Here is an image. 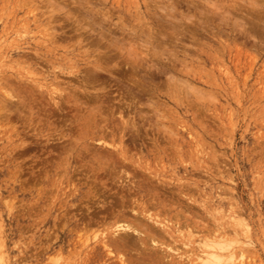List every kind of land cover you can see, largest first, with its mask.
Wrapping results in <instances>:
<instances>
[{
  "label": "rangeland",
  "instance_id": "obj_1",
  "mask_svg": "<svg viewBox=\"0 0 264 264\" xmlns=\"http://www.w3.org/2000/svg\"><path fill=\"white\" fill-rule=\"evenodd\" d=\"M46 1L0 0V264H188L186 257L195 256L191 250L200 253L202 243L210 248L219 241L243 252L234 264H264V10L255 5L263 7L264 1ZM211 1L215 9L220 5L224 11L215 10L208 4ZM85 6L92 11L86 13ZM77 10L92 15L81 14L85 20L78 23L82 11ZM210 12L226 17L220 22ZM254 21L259 25L254 26ZM83 23L100 32L84 28ZM103 28H109L106 36ZM115 32L121 41L128 38L129 42H113L112 33L118 37ZM146 32L148 36L143 35ZM139 35L144 36L141 41ZM152 40L162 43L164 47H156L164 50L157 51ZM138 54L146 57L140 60ZM94 84L99 87H91ZM146 86L147 90L138 92ZM86 94L90 99H85ZM151 99L155 102L150 103ZM6 103L11 107H5ZM54 104L59 110H54ZM145 215H153L162 225ZM124 222L140 229H116L115 224ZM115 229L120 238L114 235ZM130 231L135 235L138 231L137 236L145 232V236L135 237ZM123 234L129 235L130 242Z\"/></svg>",
  "mask_w": 264,
  "mask_h": 264
},
{
  "label": "bare ground",
  "instance_id": "obj_2",
  "mask_svg": "<svg viewBox=\"0 0 264 264\" xmlns=\"http://www.w3.org/2000/svg\"><path fill=\"white\" fill-rule=\"evenodd\" d=\"M47 1H48V0H47ZM47 1H46L45 3H47ZM49 1L51 2V0H49ZM53 1H54V0H53ZM76 1H77V0H76ZM201 1H202V0H201ZM244 1H245V0H244ZM244 1H243V2H244ZM248 1H250V0H248ZM260 1H261V0H260ZM263 1H264V0H263ZM263 1H262V2H263ZM50 2H49V3H50ZM55 2H56V1H55ZM71 2H74V1H71ZM82 2H83V0H82ZM87 2H88V1H87ZM171 2H172V0H171ZM175 2H176V1H175ZM203 2H204V1H203ZM252 2H253V1H251V4H252L251 7L254 8V6H253L254 4H253ZM45 3H44V4H45ZM89 3H90V2H89ZM89 3H88V4H89ZM91 3H94V2H91ZM176 3H177V2H176ZM204 3H205V2H204ZM245 3H246V5L248 6V4H247L248 2H244V4H245ZM50 4H52V3H50ZM77 4H78V3H77ZM82 4H83V3H82ZM88 4L86 3V5H88ZM208 4H212L211 6H214V9H215V4L213 5L212 1H211V3H208ZM208 4H207V5H208ZM244 4H243V5H244ZM249 4H250V3H249ZM263 4H264V3H263ZM52 5H54V4H52ZM52 5H51V6H52ZM75 5H76V3H75ZM75 5H74V6H75ZM84 5H85V4H84ZM95 5H96V3H95ZM193 5H194V4H193ZM205 5H206V4H205ZM216 5H219V4L217 3ZM255 5H256V8L259 7V10H261L260 8H262L261 11L263 12V10H264V9H263L264 6H263V7L258 6V5H261V3L255 4ZM64 6H66V5H64ZM67 6H68V5H67ZM67 6H66V7H67ZM167 6H168V5H167ZM170 6H171V4H170ZM175 6H176V5H175ZM196 6H197V4H196ZM219 6H220V5H219ZM219 6H218V7H219ZM66 7H64V8H66ZM75 7H76V6H75ZM75 7H73L74 9H73V13H72V14H74V15H75L74 12L76 11V10H75ZM77 7H80V6H77ZM82 7H83V6H82ZM86 7H87V6H85V8H86ZM91 7H92V5H91ZM158 7H159V6H158ZM161 7H162V6H161ZM193 7H194V6H193ZM218 7H217V9H220V8H221V10H222V7H220V8H218ZM249 7H250V6H249ZM251 7H250V9H248V8H246V9L251 10ZM53 8H54V6H53ZM61 8H62V7H61ZM93 8H95V7H93ZM168 8H169V6H168ZM171 8L173 9L172 6H171ZM196 8H197V7H196ZM256 8H255V9H256ZM59 9H60V8H59ZM59 9H58V10H59ZM70 9H71V8H70ZM77 9H78V8H77ZM82 9H83V8H82ZM90 9H92V8H90ZM90 9L87 7V10H88V11H86V10H84V11H86V13H88L89 11H92V10H90ZM172 9H171V10H172ZM174 9H175V8H174ZM198 9H199V8H198ZM198 9H197V10H198ZM214 9H213V10H214ZM217 9H215V10H217ZM238 9H239V8H238ZM238 9H237V11H238ZM244 9H245V8H244ZM244 9H243V12H246V11H244ZM246 9H245V10H246ZM58 10H57V11H58ZM94 10L96 11L97 9H94ZM158 10H161V9H158ZM188 10H189V9H188ZM221 10H220V11H221ZM235 10H236V8H235ZM69 11H70V10H69ZM77 11H79V12L82 11V13H80V15L84 13L83 10H81V11H80V10H77ZM161 11H162V10H161ZM198 11H201V10H198ZM209 11H210V10H209ZM209 11H208V12H209ZM223 11H224V9L222 10V12H223ZM226 11H227V10H226ZM226 11H225V12H226ZM251 11H253V13H254L255 10L252 9ZM62 12H63V11H62ZM97 12H98V10H97ZM182 12H183V11H182ZM247 12H250V11H247ZM247 12H246V13H247ZM255 12H256V11H255ZM77 13H78V12H77ZM91 13H92V12H91ZM93 13H94V12H93ZM226 13H227V12H226ZM237 13H238V12H237ZM253 13H250V14H253ZM260 13H261V12H260ZM260 13H259V14H260ZM52 14H53V13H52ZM66 14H67V12H66ZM78 14H79V13H78ZM179 14H180V11H179ZM182 14H183V13H182ZM189 14H190V13H189ZM202 14H206V13H202ZM210 14L212 15V12H210ZM242 14H243V13H242ZM244 14H245V13H244ZM255 14H256V13H255ZM255 14H254V16H255ZM257 14H258V12H257ZM257 14H256V16H257ZM259 14H258V15H259ZM63 15H64V14H63ZM63 15H62V16H63ZM67 15H68V14H67ZM83 15H84V14H83ZM87 15H88V14H87ZM87 15H84V17H85V16H86V17H89V16L92 15V14H90V15H88V16H87ZM171 15H172V14H171ZM180 15H181V14H180ZM227 15H229V14H227ZM235 15H237V14L235 13ZM235 15H234V16H235ZM240 15H241V13H240ZM245 15H246V14H245ZM248 15H249V13H248ZM261 15H262V14H261ZM78 16H79V15H78ZM94 16H95V15H93L92 18H93ZM96 16H97V14H96ZM96 16H95V17H96ZM181 16H182V15H181ZM181 16H180V17H181ZM184 16H185V15H184ZM212 16H214V13H213ZM212 16H209V17L211 18ZM215 16L217 17L218 14L215 15ZM215 16H214L213 18H216ZM223 16H224V19H225L226 15H222L221 17H219V18L217 17V18L220 19V18H222ZM243 16H244V15H243ZM249 16H250V15H249ZM249 16H247V19H248ZM252 16H253V15H252ZM254 16H253V17H254ZM256 16H255V17H256ZM51 17H52V16H51ZM67 17H69V15H68ZM70 17H71V16H70ZM72 17H73V16H72ZM72 17H71V19H72ZM79 17H80V16H79ZM81 17H83V16L81 15ZM81 17L78 18V23H80L79 20H81V19H82L81 21H83L84 17H83V18H81ZM95 17H94V18H95ZM171 17H172V16H171ZM180 17H179V18H180ZM241 17H242V16H241ZM241 17H240V19H241ZM244 17H246V16H244ZM244 17H242V18L244 19ZM253 17H252V18H253ZM255 17H254V19H255ZM261 17H262V16H261ZM52 18H53V17H52ZM55 18H56V17H55ZM57 18H58V17H57ZM75 18H76V16H75ZM75 18L73 19L74 21L76 20ZM173 18H176V17H173ZM173 18H172V20H173ZM186 18H187L188 20H190V19H189L190 17H186ZM238 18H239V16H238ZM258 18H259V16H258ZM86 19H87V18H86ZM96 19H97V18H96ZM104 19H105V18H104ZM182 19H183V18H182ZM230 19H231V18H230ZM259 19H260V18H259ZM56 20H57V19H56ZM84 20H85V19H84ZM102 20H103V19H102ZM185 20H186V19H185ZM220 20H221V21H220ZM220 20H218V21L222 22V19H220ZM227 20H228V19H227ZM237 20H239V19H237ZM255 20H257V19H255ZM118 21H119V20H118ZM174 21H175V20H174ZM202 21H203V20H202ZM204 21H206V20H204ZM213 21H214V19H213ZM240 21H241V20H240ZM244 21H246V18L244 19ZM36 22H37V21H36ZM53 22H54V21H53ZM76 22H77V20H76ZM84 22H85V21H84ZM220 22H218V23H220ZM236 22H237V21H236ZM241 22H243V21H241ZM246 22H248V21H246ZM254 22H255V21H254ZM42 23H43V22H42ZM44 23H46V22H44ZM85 23H87V22H85ZM85 23H83V24H84V26H83L84 28H86V27H89V28L92 27V26H87V25H89V23H87V25H86ZM120 23H121V20H120ZM174 23H176V21H175ZM177 23H178V22H177ZM201 23H202V22H201ZM204 23H206V22H204ZM211 23H212V22H211ZM213 23H214V22H213ZM224 23H225V22H224ZM229 23H230V22H229ZM248 23H249V22H248ZM256 23H258V22H255V24H254V23H252V24L255 26ZM91 24H92V23H91ZM94 24H97V25H96L97 27L100 26L99 23H94ZM125 24H126V23H125ZM207 24H208V20H207ZM226 24H228V23H226ZM231 24H232V23H231ZM238 24H239V22H237V25H238ZM250 24H251V22H250ZM250 24H249V25H250ZM98 25H99V26H98ZM115 25H116V22H115L114 26H115ZM170 25H174V26H176L175 24H172V23H171ZM235 25H236V24H235ZM258 25H259V23H258ZM37 26H38V25H37ZM41 26H43V25L41 24ZM77 26H78V25H77ZM85 26H86V27H85ZM103 26H104V25H103ZM103 26H102V27H103ZM129 26H130V25H129ZM50 27H51V26H50ZM50 27H49V28H50ZM93 27H94V26H93ZM93 27H92V28H93ZM100 27H101V26H100ZM102 27H101V29H102ZM119 27H120V26H119ZM121 27H122V26H121ZM121 27H120V28H121ZM131 27H132V26H131ZM134 27H135V26H133V28H134ZM137 27H138V26H137ZM151 27H152V26H151ZM172 27H173V26H172ZM172 27H170V28H172ZM245 27H246V26H245ZM259 27H260V26H259ZM47 28H48V27H47ZM47 28H46V30H48ZM55 28H56V26H55ZM55 28H54V30H55ZM79 28H81V27H79ZM92 28H90V29H92ZM105 28H107V27H105ZM109 28H111V27H109ZM109 28H108V29H109ZM112 28H113V27H112ZM112 28H111V29H112ZM114 28H115V27H114ZM116 28H117V27H116ZM123 28H125V26H124ZM123 28H122V30H123ZM128 28H129V27H128ZM133 28H131V29L129 28V29H130L131 31H134ZM146 28H147V27H146ZM148 28H149V27H148ZM255 28H256V27H255ZM261 28H262V27H261ZM44 29H45V28H44ZM44 29H43V30H44ZM52 29H53V28H52ZM52 29L50 28V30H52ZM56 29H57V28H56ZM76 29H77V28H76ZM81 29H83V28H81ZM90 29H87V30H90ZM103 29H104V28H103ZM108 29H104V30H105L104 35L106 34V30L108 31ZM129 29H128V30H129ZM135 29H136V28H135ZM50 30H49V31H50ZM78 30H79V29H78ZM94 30H97V31H98L99 28H98V29H97V28L95 29V27H94ZM112 30H113V29H112ZM118 30H119V28H118ZM118 30H114V31H118ZM130 30H129V31H130ZM144 30H145V29H144ZM144 30H143V32H144ZM146 30H147V29H146ZM247 30H248V29H247ZM251 30L253 31V28H251ZM256 30H257V29H256ZM261 30H263V28H262ZM97 31H95V32H97ZM109 31H111V30H109ZM119 31H120V30H119ZM138 31H139V30H138ZM140 31H141V29H140ZM147 31H148V30H147ZM152 31H153V30H152ZM156 31H157V30H156ZM172 31H173V30H172ZM249 31H250V30H249ZM249 31H248L247 33H249ZM252 31H251V33L254 32V31H253V32H252ZM45 32L47 33L48 31H45ZM89 32H90V31H89ZM98 32H100V31H98ZM98 32H97V34H98ZM101 32H102V30H101ZM103 32H104V31H103ZM112 32H113V31H112ZM124 32H125V31H124ZM126 32H127V31H126ZM136 32H137V31H136ZM136 32H135V34H136ZM141 32H142V31H141ZM141 32H139V33H137V34H142ZM157 32H158V31H157ZM157 32L154 33V34H157ZM159 32H160V31H159ZM175 32H176V34L178 33V32L175 30V28H174L173 33H175ZM49 33H50V32H49ZM110 33H111V32H110ZM110 33H108V36H109ZM115 33H116V32H115ZM127 33H128V32H127ZM127 33H126V36L128 35ZM129 33H132V32H129ZM144 33H145V32H144ZM251 33H250V34H251ZM99 34H100V33H99ZM116 34H117V33H116ZM146 34H147V35H146ZM146 34H143V35L148 36V32H146ZM152 34H153V33H152ZM152 34H150V35H152ZM43 35H44V34H43ZM43 35H42V36H43ZM53 35H54V34H53ZM100 35H101V34H100ZM100 35H99V36H100ZM102 35H103V34H102ZM106 35H107V34H106ZM106 35H105V36H106ZM112 35H113V37H114V38L112 37V38L114 39V40H112V41L114 42L115 39H117V40H116V43L118 44V41L120 40L121 37L118 36L119 34L116 35V36H118L117 38L114 36V35H115L114 33H112ZM121 35H122V33H121ZM150 35H149V36H150ZM251 35H253V37H254V34H251ZM251 35H250V36H251ZM255 35H256V34H255ZM45 36H47V35H45ZM45 36H44V37H45ZM78 36H79V35H78ZM78 36H77V37H78ZM99 36L96 35V37H99ZM105 36H102L103 38H101V37H100V38H101L102 40H104V37H105ZM108 36H107V37H108ZM122 36H123V35H122ZM130 36H131V35H130ZM132 36H133V35H132ZM139 36H140V35H139ZM156 36H157V35H156ZM166 36H169V35H166ZM170 36L174 37L172 34H170ZM170 36H169V37H170ZM54 37H55V36H54ZM110 37H111V36H110ZM110 37H109V38H110ZM134 37H135V36H134ZM141 37L144 38V36H140V37H139L140 40H138V41H141ZM152 37H153V35H152ZM175 37H176V35H175ZM45 38H46V37H45ZM47 38H50V37L47 36ZM47 38H46V39H47ZM105 38H106V37H105ZM118 38H119V39H118ZM125 38H126V37H125ZM129 38H131V37H129ZM166 38H167V37H166ZM82 39H84V36H83ZM95 39H97V38H95ZM122 39H124V38H122ZM127 39H128V38H127ZM127 39H124V40H127ZM136 39H137V38H136ZM150 39H151V37H150ZM153 39H154V37H153ZM155 39H156V38H155ZM158 39H159V40L161 39L160 41H162V38H161V37H159ZM37 40H38V39H37ZM37 40H36V41H37ZM108 40H109V39H108ZM110 40H111V39H110ZM124 40H123V41L120 40V41L122 42V44H125L126 41L124 42ZM131 40H133V39L131 38ZM166 40H167V39H166ZM49 41H50V40H49ZM49 41H48V42H49ZM75 41H76V40H75ZM112 41H110V43H111ZM127 41H128V40H127ZM134 41H135V40H134ZM142 41H145V40H142ZM147 41H149V39L146 38V42H147ZM153 41H154V40H152V41H150V42H153ZM155 41H157V40H155ZM155 41H154V42H155ZM168 41H171L170 38L168 39ZM50 42H51V41H50ZM76 42H77V41H76ZM98 42H99V39H98ZM102 42H103V41H102ZM113 42H112V43H113ZM121 42H120V43H121ZM128 42H129V41H128ZM131 42H133V41H131ZM172 42H173V38H172ZM172 42H171V43H172ZM175 42H176V41H174L173 44H175ZM42 43H43V42H42ZM95 43L98 44L96 41H95ZM112 43H111L110 45H112ZM120 43H119V46H120ZM134 43H135V42H134ZM138 43L140 44V42H138ZM138 43H137V44H138ZM141 43H142V42H141ZM143 43H144V42H143ZM147 43H149V42H147ZM160 43H161V42H160ZM169 43H170V42H169ZM96 44H95V45H96ZM106 44H107V42H106ZM108 44H109V43H108ZM117 44H116V45H117ZM137 44H135V46H133V47H137V46H136ZM139 44H138V45H139ZM145 44H146V43H144V45H145ZM155 44H156V42H155ZM157 44H158V42H157ZM157 44L155 45V47L158 46V45H160V46H158L159 48L164 47V46H162V43H161V44H158V45H157ZM173 44H172V45H173ZM38 45H39V44H38ZM52 45H53V44H52ZM110 45H109V46H110ZM116 45H114V47H115ZM126 45H127V43H126ZM128 45H129V44H128ZM140 45H141V44H140ZM142 45H143V44H142ZM166 45H167V44H166ZM53 46H54V45H53ZM55 46H56V45H55ZM90 46H91V45H90ZM117 46H118V45H117ZM117 46H116V47H117ZM147 46H148V44H147ZM152 46H154V44L151 45V49H152ZM63 47H65V46H63ZM123 47H124V46H123ZM143 47L146 48V45L143 46ZM148 47H149V46H148ZM158 47H156V48H158ZM165 47H166V46H165ZM56 48H57V47H56ZM60 48H61V47H60ZM120 48H122V45H121ZM126 48H127V47H126ZM140 48H141V47H140ZM149 48H150V47H149ZM149 48H148V50H149ZM159 48L156 49V50H157V51L160 50ZM65 49H66V48H64V50H65ZM109 49H110V48H109ZM111 49L113 50V52H115V51H114V48H111ZM111 49H110V50H111ZM116 49H117V48H115V50H116ZM151 49H150V50H151ZM153 49H154V50H153ZM153 49H152V51L156 52V51H155V48H153ZM137 50H139V46H138ZM142 50H143V48H142ZM146 50H147V49H145V50H143V51H146ZM162 50H164V48H162L160 51H162ZM96 51H97V50H96ZM117 51H118V53H119V49H118ZM140 51H141V49H140ZM143 51H142V53H143ZM152 51H151V52H152ZM109 52H110V51H109ZM109 52H108V53H109ZM113 52H112V54H114ZM129 52H130V51H129ZM133 52L136 53V51H134V49H133ZM137 52H138V51H137ZM148 52H150V51H148ZM154 52H152V53H153V54H156V53H154ZM99 53H100V52H99ZM140 53H141V52H140ZM109 54H110V53H109ZM109 54L106 53V55H109ZM112 54H111V55H112ZM119 54H120V53H119ZM145 54L147 55V57H146V56H145V57L148 58L149 53L147 54V52H145ZM150 54H151V53H150ZM185 54H186V53H185ZM84 55H85V54H84ZM96 55H97V54H96ZM96 55H95V56H96ZM104 55H105V54H104ZM104 55H102V56H104ZM106 55H105V57H106ZM120 55H121V54H120ZM123 55H124V54H123ZM134 55H136V54H134ZM157 55H158V54H157ZM117 56H118V55H117ZM125 56H127V55H125ZM125 56H124V57H125ZM139 56H140V55L138 54V57H139ZM141 56H142V55H141ZM141 56H140V58H141ZM152 56H153V55H152ZM152 56H151V57H152ZM155 56H156V55H155ZM107 57H108V56H107ZM127 57H128V56H127ZM127 57H126V58H127ZM129 57H130V56H129ZM131 57H132V56H131ZM136 57H137V56H136ZM145 57L142 56V58H141L140 60H143V58H145ZM151 57H150V58H151ZM68 58H69V57H68ZM116 58H117V57H116ZM150 58H149V59H150ZM156 58H157V56H156ZM114 59H115V58H114ZM127 59H128V58H127ZM136 59H137V58H136ZM138 59H139V58H138ZM132 60H133V59H132ZM132 60H131V61H132ZM140 60L138 61L139 63H140ZM147 60H148V59H147ZM154 60H155V59H154ZM124 61H125V58H124ZM127 61H128V60H127ZM101 62H102V61H101ZM106 62H107V61H105V63H106ZM108 62H109V61H108ZM154 62H155V61H154ZM96 63H97V62H95V64H96ZM102 63H104V62H102ZM116 63H117V62H116ZM131 63H132V62H130V64H131ZM151 63H152V62H151ZM156 63H157V62H156ZM97 64H98V63H97ZM111 64H113V62H111ZM124 64H125V62H124ZM126 64H128V62H127ZM133 64H134V63H133ZM133 64H132V65H133ZM99 65H100V64H99ZM128 65H129V64H128ZM134 65H135V64H134ZM134 65H133V69H136V68H134ZM153 65H154V64H153ZM90 66H92V65H90ZM93 66H94V65H93ZM93 66H92V67H93ZM96 66H97V65H96ZM149 66H150V63H149ZM155 66H156V64H155ZM83 67H84V66H83ZM129 67L131 68L132 66L129 65ZM147 67H148V66H147ZM157 67H158V66H157ZM79 68H80V67H79ZM85 68H86V66H85ZM97 68H98V67H97ZM100 68H101V67H100ZM148 68H149V67H148ZM158 68H159V67H158ZM158 68H156V70H157ZM81 69H82V68H81ZM87 69H88V65H87ZM95 69H96V68H95ZM131 69H132V68H131ZM83 70H84V69H83ZM158 70H159V69H158ZM102 71H104V69H103ZM105 71H106V69H105ZM107 71H108V70H107ZM110 71H111V70H110ZM131 71H132V70H131ZM134 71H135V70H134ZM76 72H78V71H76ZM82 72H83V71L81 70L80 73H82ZM94 72H95V71H94ZM125 72H127V71H125ZM136 72H137V71H135V73H136ZM78 73H79V72H78ZM111 73H112V72H111ZM85 74H86V72H85ZM106 74H107V73H106ZM129 74H131V73H129ZM132 74H134V73L132 72ZM137 74H139V73L137 72ZM137 74H136L135 76H137ZM76 75H77V77H78V74H76ZM104 75H105V74H104ZM140 75H141V74H140ZM93 76H94V75H93ZM93 76H92V77H93ZM98 76H100V74H99ZM114 76H115V75H114ZM121 76H123V78H124V74L121 75ZM138 76H139V75H138ZM83 77H84V75L82 76V78H83ZM92 77H91V78H92ZM126 77H128V75H126ZM129 77H130V75H129ZM129 77H128V78H129ZM131 77H133V76H131ZM0 78H1V77H0ZM38 78H39V77H38ZM80 78H81V77H80ZM80 78H79V79H80ZM86 78L88 79L89 77H86ZM117 78H118V77H117ZM34 79L36 80V78H34ZM89 79H90V78H89ZM119 79H120V78H119ZM124 79H126V78H124ZM74 80H75V79H74ZM80 80H81V79H80ZM84 80H85V79H84ZM92 80H93V79H92ZM102 80L105 81L103 78H102ZM116 80H117V79H116ZM141 80H142V84H144V83H143L144 80H143V79H141ZM39 81H40V80H39ZM82 81H83V80H82ZM90 81H91V80H90ZM90 81H89V83H90ZM120 81H121V80H120ZM120 81H119V82H120ZM35 82H36V81H35ZM51 82L53 83V81H51ZM78 82H79V81H78ZM86 82H87V81H86ZM99 82H100V81H99ZM130 82H131V81H130ZM138 82H139V80H138ZM44 83L46 84V82H44ZM44 83H43V84H44ZM47 83H48V81H47ZM97 83H98V82H97ZM101 83H102V82H101ZM122 83H123V82H122ZM122 83H121V84H122ZM132 83H135V82H132ZM45 84H44V85H45ZM50 84H51V83H50ZM79 84H82V83L80 82ZM87 84H88V83H87ZM87 84H86V85H87ZM123 84H124V83H123ZM140 84H141V83H140ZM1 85H3V84H1ZM37 85H38V84H37ZM41 85H42V84H41ZM51 85L53 86V84H51ZM77 85H78V84H77ZM83 85H84V84H82V86H83ZM94 85H95V84H94ZM94 85L91 86V87H94V88H95V87H99V86H97V85H95V86H94ZM130 85H131V83H130ZM132 85H133V84H132ZM118 86H121V85H118ZM139 86H141V85H139ZM144 86H145V85H144ZM37 87H38V86H37ZM48 87H49V85H48ZM54 87H55V86H54ZM78 87H79V86H78ZM91 87L89 86V88H91ZM102 87H103V86H102ZM153 87H154V86H153ZM32 88H33V87H32ZM39 88H40V87H39ZM39 88H37V89H39ZM42 88H43V87H42ZM82 88H83V87H82ZM84 88H85V87H84ZM116 88H117V87H116ZM125 88H128V87H125ZM136 88H137V87H136ZM147 88H148V86H146V88H144V89H142V90H139V89H137V90H138V92H139V91H143V90H145V89L147 90ZM149 88H150V87H149ZM64 89H65V88H64ZM76 89H78V88H76ZM130 89H131V88H130ZM130 89H129V90H130ZM1 90H2V89H1ZM9 90H10V89H9ZM39 90H40V89H39ZM55 90H56V89H55ZM57 90H58V89H57ZM60 90H61V89H60ZM81 90H82V89H80V91H81ZM83 90H84V89H83ZM100 90H101V89H100ZM116 90H117V89H116ZM131 90H133V89H131ZM135 90H136V89H134V91H130V93H132V92L135 93ZM4 91H6V90H4ZM4 91H3V92H4ZM41 91H42V90H41ZM50 91H51V90H50ZM50 91H48V93H50ZM77 91H78V90H77ZM150 91H151V90H150ZM3 92H2V93H3ZM11 92H12V90H11ZM89 92H90V91H89ZM138 92H137V93H138ZM58 93H59V92H58ZM69 93H70V92H69ZM84 93H85V91H84ZM125 93H126V91H125ZM18 94H19V93H18ZM42 94H43V93H42ZM50 94H51V93H50ZM59 94H60V93H59ZM61 94L64 95V96H63L64 98H66V97H65V94H63V92H61ZM119 94H120V96H124L122 90L119 91ZM127 94H128V93H127ZM127 94H126V95H127ZM16 95H17V94H16ZM46 95H48V94H46ZM54 95H55V93H54ZM81 95H82V92H81ZM81 95H79V96L81 97ZM134 95H136V94H132V96H134ZM139 95H141V94L138 93V96H139ZM11 96H12V95H11ZM74 96H75V95H74ZM136 96H137V95H136ZM4 97H5V96H4ZM4 97H3V98H4ZM6 97H7V96H6ZM44 97L46 98L47 96H44ZM48 97H49V96H48ZM48 97H47V98H48ZM59 97H60V96H59ZM82 97H83V96H82ZM86 97H87V94H86V96H85V99H86ZM127 97H128V95H127ZM76 98H77V96H76ZM78 98H79V97H78ZM83 98H84V97H83ZM123 98H125V97H123ZM149 98H150V97H149ZM54 99H55V98H54ZM62 99H63V98H62ZM87 99H90V98L87 97ZM119 99H122V98H119ZM119 99H118V100H119ZM132 99H134V98H131V100H132ZM137 99H138V100H137ZM137 99H136L137 101H141V100H139V98H137ZM140 99H141V98H140ZM9 100H10V98H9ZM71 100H73V99H71ZM79 100H80V98H79ZM128 100H129V99H128ZM136 100H134V101H136ZM151 100H152V99H151ZM10 101H11V100H10ZM14 101H15V100H14ZM20 101H21V100H20ZM48 101H50V100H48ZM51 101H52V100H51ZM88 101H90V100H88ZM122 101H123V99H122ZM129 101H130V100H129ZM148 101H149V100H148ZM70 102H71V101H70ZM78 102H79V101H78ZM83 102H85V101H83ZM118 102H119V101H118ZM141 102H142V101H141ZM141 102H140V105L142 104ZM149 102H150V101H149ZM154 102H155V100H152L150 103H154ZM52 103H53V102H52ZM56 103H57V102H56ZM125 103L127 104V101L124 102V104H125ZM130 103H132V102H130ZM135 103L138 104V102H135ZM135 103H134V104H135ZM9 104H10V103H9ZM9 104L6 103L5 107H6V106H7V107H8V106L11 107V105H9ZM63 104H64V103H63ZM128 104H129V103H128ZM128 104H127V105H128ZM57 105H58V103H57ZM61 105H62V103H61ZM84 105H85V103H84ZM86 105H87V104H86ZM142 105L144 106V103H143ZM1 106H2V104H1ZM54 106H55V107H54V108H55L54 110H56L57 107H56L55 104H54ZM98 106H99V105H97V107H98ZM129 106H131V105H129ZM137 106H139V105H137ZM146 106H147V105H146ZM62 107H64V106H62ZM62 107H60V109H61ZM87 107H90V106L88 105ZM119 107H120V106H119ZM122 107H123V106H122ZM122 107H120L121 110H122ZM135 107H136V106H135ZM144 107H145V106H144ZM1 108H2V107H1ZM77 108H78V107H77ZM82 108H83V107H82ZM93 108H94V107H93ZM123 108H124V107H123ZM125 108H126V107H125ZM136 108H137V107H136ZM147 108H148V106H147ZM57 109L59 110V107H58ZM90 109H92V107H91ZM110 109L112 110V108H110ZM154 109H155V108H154ZM5 110H8V109H5ZM121 110H120V111H121ZM141 110H142V112H143L144 109L141 108ZM156 110H157V109H156ZM156 110H155V111L153 110L154 113L156 112ZM60 111H61V110H60ZM92 111H93V110H92ZM97 111H98V110H97ZM120 111H119V112H120ZM144 112H145V111H144ZM3 113H4V112H3ZM101 113H102V112H101ZM137 113H140V112L138 111ZM9 114H10V113L8 112L7 115H9ZM29 114H30V113H29ZM120 114H121V113H120ZM120 114H119V115H120ZM157 114H158V113H157ZM157 114H156V115H157ZM97 115H98V114H97ZM137 115H138V114H137ZM100 116H103V115H100ZM120 116H121V115H120ZM128 116H129V115H128ZM139 116H142V115H138V117H139ZM146 116H147V114H145V115L142 116V117L145 118ZM162 116H163V115H162ZM6 117H7V116H6ZM6 117H5V118H6ZM125 117L127 118V116H125ZM158 117H159V116H158ZM80 118H81V117H80ZM139 118H141V117H139ZM156 118H157V116H156ZM159 118H160V117H159ZM7 119H8V118H7ZM34 119H35V118H34ZM61 119H62V118H61ZM61 119H60V120H61ZM95 119H96V118H95ZM107 119H108V118H107ZM107 119H106V120H107ZM130 119L132 120L131 117H130ZM162 119H163V118H162ZM35 120H37V119H35ZM78 120H79V119H78ZM88 120H89V119H88ZM88 120H87V122H88ZM90 120H91V118H90ZM90 120H89V121H90ZM97 120H98V119H97ZM135 120H136V119H134L133 122H134ZM141 120H142V119H141ZM144 120L146 121V119H144ZM148 120H149V119H148ZM46 121H47V120H46ZM98 121H99V120H98ZM104 121H105V120H104ZM128 121H129V120H128ZM139 121H140V120H139ZM142 121H143V120H142ZM151 121H152V120H151ZM155 121H156V120H155ZM27 122H28V120H27ZM76 122H77V121H76ZM100 122H101V121H100ZM122 122H123V120H122ZM129 122H130V121H129ZM131 122H132V121H131ZM136 122H137V120H136ZM136 122H135V123H136ZM143 122H144V121H143ZM156 122H157V121H156ZM34 123H36V122H34ZM43 123H44L43 125H45V122H43ZM137 123H138V122H137ZM137 123H136V124H137ZM158 123H159V122H158ZM31 124H32V123H31ZM52 124H54V123H52ZM92 124H93V123H92ZM98 124H99V123H98ZM117 124H119V123L117 122ZM127 124H130V123H127ZM131 124H132V123H131ZM131 124H130V125H131ZM160 124L162 125V123H160ZM160 124H158V125H160ZM33 125H35V124H33ZM41 125H42V124H41ZM61 125H62V124H61ZM70 125H71V124H70ZM81 125H82V124H81ZM90 125H91V124H90ZM109 125H110V124H108V126H109ZM119 125H120V124H119ZM137 125H140V124H137ZM142 125H143V123H142ZM148 125H149V124H148ZM161 125H160V127H163V126H161ZM30 126H31V125H30ZM71 126H72V125H71ZM108 126H107V127H108ZM120 126H121V125H120ZM133 126H134V123H133ZM143 126H144V125H143ZM151 126H152V125H151ZM155 126H156V124H155ZM27 127H29V126H27ZM33 127H34V126H33ZM36 127H37V126H36ZM38 127H39V126H38ZM61 127H62V126H60V128H61ZM72 127H73V126H72ZM105 127H106V126H105ZM114 127H115V126H114ZM114 127H113V128H114ZM125 127H126V126H125ZM129 127H130V126H128V128H129ZM136 127H139V126H136ZM140 127H141V126H140ZM144 127H145V126H144ZM152 127H153V126H152ZM52 128H53V127H52ZM56 128H57V127H56ZM118 128L121 129V127H118ZM123 128H124V126H123ZM145 128H148V127L146 126ZM149 128H150V127H149ZM153 128H154V127H153ZM14 129H15V128H14ZM16 129H18V128L16 127ZM16 129H15V130H16ZM35 129H36V128H35ZM105 129H106V128H105ZM108 129H110V127H109ZM108 129H107L106 131H108ZM120 129H118L119 131H117V132H120V131H121ZM131 129H133V128H131ZM160 129H162V128H160ZM71 130H72V128H71ZM78 130L80 131V129H78ZM125 130H127V127H126ZM134 130H135V128H134ZM139 130H140V129H139ZM155 130H157V129L155 128ZM155 130H154V131H155ZM18 131H19V130H18ZM72 131H74V130H72ZM114 131H115V130H114ZM132 131H133V130H131V132H132ZM61 132H62V131H61ZM75 132H77V131H75ZM86 132H88V131H86ZM92 132H94V131H92ZM97 132H98V131H97ZM97 132H96V133H97ZM99 132H100V131H99ZM103 132H104V131H103ZM103 132H102V133H103ZM16 133H17V132H16ZM63 133H64V132H63ZM63 133H62V134H63ZM153 133H154V132H153ZM155 133H156V132H155ZM72 134H73V133H72ZM83 134H85V133H82V135H83ZM93 134H94V133H93ZM104 134H105V133H104ZM120 134H121V133H120ZM120 134H119V135H120ZM123 134H124V133H123ZM35 135H37V134H35ZM63 135H64V134H63ZM73 135H74V134H73ZM112 135H114V134H112ZM50 136H51V134H50ZM80 136H81V135H80ZM146 136H147V135H146ZM155 136H156V135H155ZM61 137H62V136H61ZM77 137H78V136H77ZM77 137H76V138H77ZM151 137H152V136H151ZM58 138H60V136L57 137V139H58ZM62 138H63V137H62ZM65 138H66V137H65ZM101 138H102V137H101ZM111 138L113 139L112 136H111ZM153 138H154V137H153ZM49 139H50V138H49ZM88 139H90V138H88ZM58 140H59V139H58ZM64 140H65V139H64ZM78 140H79V139H78ZM78 140H76V142H77ZM84 140H85V139H84ZM86 140H87V139H86ZM98 140H99V139H98ZM119 140H120V139H119ZM124 140H125V139H124ZM48 141H49V140H48ZM62 141H63V140H62ZM81 141H82V140H81ZM114 141H115V140H114ZM68 142L70 143V139H69ZM103 142H104V141H103ZM103 142H102V143H103ZM118 142L121 143L120 141H118ZM63 143H64V145H65L67 142H66V143L63 142ZM90 143H91V142H90ZM94 143H98V144H99L100 142L97 141V142H94ZM108 143H109V142H107V144H108ZM111 143H112V142H111ZM124 143H125V142H124ZM24 144H25V143H24ZM114 144H115V142H114ZM60 145H63V144H60ZM64 145H63V146H64ZM67 145H68V144H67ZM86 145H87V144H86ZM86 145H85V146H86ZM100 145H101V144H100ZM109 145L112 146L111 144H109ZM123 145H124V144H123ZM57 146H58V145H57ZM68 146H69V145H68ZM68 146H67L66 148H68ZM103 146H104V145H103ZM105 146H106V145H105ZM110 146H109V148H112V147H110ZM114 146H115V145H114ZM60 147H61V146H59V148H60ZM70 147H72V145H70ZM70 147H69V150H70ZM76 148H77V147H76ZM106 148H107V147H106ZM114 148H115V147H114ZM120 148H121V147H120ZM52 149H53V148H52ZM60 149H61V148H60ZM96 149H97V148H96ZM103 149H104V148H103ZM125 149H126V148H125ZM82 150H83V149H81V151H82ZM90 150H91V149H90ZM97 150H98V149H97ZM51 151H52V150H51ZM65 151H66V149H65ZM71 151H73V149H72ZM119 151H120V150H119ZM92 152H94V151H92ZM65 153H66V152H65ZM67 153H69V152H68V149H67ZM95 153H96V152H95ZM120 153H121V152H120ZM87 154H88V153H87ZM90 154H91V153H89V155H90ZM96 154H97V153H96ZM96 154H95V155H96ZM104 154H105V153H104ZM57 155L59 156V154H57ZM92 155H93V154H92ZM105 155H106V154H105ZM122 155H124V154L122 153ZM126 155H127V153H126ZM126 155H125V156H126ZM84 156H85V155H84ZM80 157H81V156H80ZM98 157H99V156H98ZM127 157H128V156H127ZM57 158H58V157H57ZM64 158H65V157H64ZM70 158H71V157H70ZM103 158H104V157H103ZM55 159H56V158H55ZM127 159H128V158H127ZM56 160H57V159H56ZM63 160H64V159H63ZM68 160H69V158H68ZM105 160H106V159H105ZM105 160H104V161H105ZM80 161H81V160H80ZM126 161H127V160H126ZM126 161H125V162H126ZM56 162H57V161H56ZM95 162H96V161H95ZM100 163H101V162H100ZM82 165H83V164H82ZM89 167H90V166H89ZM79 170H80V169H79ZM81 170H82V169H81ZM94 170H95V169H94ZM121 170L124 171L125 169H121ZM77 172H78V171H77ZM96 172H97V171H96ZM126 172H127V171H126ZM126 172H125V173H126ZM78 173H79V172H78ZM80 173H82V171H81ZM83 173H84V172H83ZM92 174H93V173H92ZM92 174H91V175H92ZM91 175H89V176H91ZM93 175H94V174H93ZM93 175H92V176H93ZM97 175H98V174H97ZM127 175H128V173H127ZM93 177H94V176H93ZM82 178H83V177H82ZM88 178H89V177H88ZM96 178H97V177H96ZM84 180H85V177H84ZM88 180H89V179H88ZM97 180H98V179H97ZM89 181H90V180H89ZM86 182H87V181H86ZM92 182H93V181H92ZM95 183H96V182H95ZM98 183H99V180H98ZM88 184H89V182H88ZM105 184H106V183H105ZM91 185L96 186V184H93V183H92ZM98 185L100 186V184H98ZM101 187H102V186H100V188H101ZM88 188H89V187H88ZM104 188H105V187H104ZM90 189H91V188H90ZM97 189H98V188H97ZM92 190H93V189H92ZM94 190H95V189H94ZM103 190H104V189H103ZM99 191H100V190H99ZM128 192H129V191H128ZM95 193H96V191H95ZM98 193H99V192H98ZM133 193H134V192H133ZM96 194H97V193H96ZM108 194H109V193H108ZM127 194H128V193H127ZM127 194H126V195H127ZM134 194H135V193H134ZM97 195H98V194H97ZM131 195H132V194H131ZM131 195H130L129 197H131ZM122 196H123V195H122ZM127 196H128V195H127ZM127 196H125V197H127ZM133 196H134V195H133ZM99 197H101V196H99ZM129 197H128L127 200H131V199H132V197H131V199H129ZM96 198H97V197H96ZM96 198H95V200H96ZM134 199H135V198H134ZM91 200H92V199H91ZM103 200H104V199H103ZM98 201L100 202V200H98ZM120 201H121V200H120ZM136 201H137V200H135L134 202H136ZM132 202H133V201H132ZM94 203H96V202H94ZM120 203H122V201H121ZM136 204H137V203H136ZM230 204H231V203H230ZM230 204H229V206H230ZM232 204H233V203H232ZM86 205H87V204H86ZM90 206H91V205H90ZM102 207H103V206H102ZM94 208H95V207H94ZM113 208H114V207H113ZM230 208H231V207H230ZM89 209H90V207L88 208V210H89ZM132 209H133V208H132ZM231 209H232V208H231ZM86 210H87V209H86ZM93 210H95V209H93ZM133 210H134V209H133ZM133 210H132L133 213H136V212H137V211L134 212ZM148 210H150V209H148ZM151 210H152V209H151ZM90 211H91V210H90ZM114 211H115V210H114ZM226 211H227V210H226ZM238 211H239V210H238ZM91 212H92V211H91ZM115 212H117V211H115ZM146 212H147V211H146ZM86 213H89V212H86ZM119 213H120V212H119ZM119 213H118V214H119ZM137 213H138V212H137ZM112 214H113V213H111V215H112ZM138 214H139V213H138ZM138 214H136V215H137V218H138V216L141 215V214H140V215H138ZM149 214H150V212H149ZM223 214H224V212H223ZM91 215H92V214H91ZM108 215H109V214H108ZM121 215H122V214H121ZM121 215H120V216H121ZM112 216H114V214H113ZM122 216H123V215H122ZM126 216H127V215H126ZM145 216H146V215H145ZM152 216H153V215H152ZM152 216H151V215H148V216H146V217H148V218H146V219H149V220L153 221L154 223H160V222H161V221L159 222L158 220H155L154 218H152ZM89 217H90V216H89ZM106 217H107V216H106ZM130 217H131V216H130ZM134 217H135V216H134ZM134 217H133V218H134ZM141 217H142V216H141ZM232 217H233V216H232ZM108 218H109V217H108ZM112 218H113V217H112ZM118 218L121 219V217L118 216V217H117V221H119ZM225 218H226V217H225ZM143 219L145 220V218H142L141 221H143ZM123 220H124V219H123ZM132 220H133V219H132ZM134 220H136V219H134ZM222 220H223V219H222ZM231 220H232V219H231ZM231 220H230V221H231ZM98 221H99V220H98ZM110 221H111V220H110ZM117 221H116V222H117ZM125 221H126V220H125ZM139 221H140V220H139ZM219 221H220V220H219ZM103 222H105V220H104ZM116 222H115V223H116ZM128 222H129V221H128ZM135 222H136V221H135ZM135 222H134V223H135ZM145 222H146V221H145ZM97 223H98V222H97ZM97 223H96V224H97ZM107 223H109V222H107ZM131 223H132V222H130V223L124 222V223H120V224L117 223L118 225L115 224L116 227H117L116 229H122V231L124 230V232H125V230L127 231L128 229H129V230L132 229L134 232H135L137 229H140V228L134 226V225L131 224ZM140 223H141V222H140ZM142 223H143V222H142ZM146 223H147V222H146ZM216 223H217V222H216ZM160 224H161V223H160ZM219 224H221V223H219ZM115 225H114V226H115ZM136 225H138V224L136 223ZM147 225H149V224H147ZM147 225H145V227H146ZM161 225H162V224H161ZM164 225H166V224H164ZM164 225H163V226H164ZM114 226H113V227H114ZM138 226H139V225H138ZM167 226H168V225H167ZM174 226H177V225L175 224ZM215 226H216V225H215ZM222 226H223V225H222ZM222 226H221V227H222ZM145 227H143V228L141 227V228L144 230ZM158 227H160V226H158ZM164 227H165V226H164ZM136 228H137V229H136ZM148 228H149V227H148ZM150 228H152L151 230L154 231V229H153L154 226H153V227L151 226ZM160 228H163V227H160ZM166 228H167V227H166ZM179 228H181V226H179ZM179 228H176V229H179ZM112 229H113V228H112ZM116 229L113 231V233H114L115 236H118V235H116V234H117V233L120 234V231H119V230H116ZM142 229H141V230H142ZM176 229H175V230H176ZM218 229H220V227H219ZM218 229H217V230H218ZM108 230H109V229H108ZM179 230H180V229H179ZM181 230H182V229H181ZM181 230H180V231H181ZM102 231H104V230H102ZM117 231H118V232H117ZM214 231H215V230H214ZM238 231H239V230H238ZM109 232H110V230H109ZM115 232H117V233H115ZM130 232H131V231H130ZM141 232H144V231H141ZM151 232H152V231H151ZM168 232H169V231H168ZM190 232H192V231H190ZM219 232H220V230H219ZM100 233H101V232H100ZM100 233H99V235H100ZM105 233H106V232H105ZM122 233H123V232H122ZM136 233L138 234V231H137ZM186 233H187V232H186ZM211 233H212V232H211ZM238 233H239V232H238ZM106 234H108V233H106ZM127 234H129V233L127 232ZM131 234H132V232H131ZM131 234H130V236H131ZM137 234H136V235H135V234H132V235L136 237ZM170 234H171V233H170ZM172 234H173V233H172ZM214 234H215V233H214ZM214 234H213V235H214ZM101 235H102V234H101ZM111 235H112V234H111ZM123 235H124V234H123ZM143 235L145 236V232H144ZM143 235L141 234V236H143ZM146 235H147V234H146ZM150 235H151V234H150ZM155 235H156V234H155ZM174 235H175V233H174ZM174 235H173V236H174ZM220 235H221V234H220ZM102 236H103V235H102ZM102 236H101V237H102ZM119 236L121 237V235H119ZM119 236H118V237H119ZM133 236H132V237H133ZM138 236H140V235H138ZM138 236H137V237H138ZM141 236H140V238H141ZM147 236H149V235H147ZM171 236H172V235H171ZM176 236H177V235H176ZM179 236H180V235H179ZM120 237H119V238H120ZM125 237L128 238L129 235L126 236V234H125V235L123 236V238H125ZM152 237H153V236H152ZM155 237H156V236H155ZM155 237H154V238H155ZM180 237H181V236H180ZM185 237H186V236H185ZM192 237H193V236H192ZM99 238H100V237H99ZM107 238H108V236H107ZM114 238H115V237H114ZM146 238H147V237H146ZM196 238L199 239L198 237H196ZM200 238H202V237H200ZM227 238H228V237H227ZM132 239H133V238H132ZM149 239H150V238H149ZM186 239H187V238H186ZM186 239H185V240H186ZM189 239H190V238H189ZM216 239H217V237H216ZM103 240L105 241V239H103ZM109 240H110V239H109ZM123 240H124V239H123ZM128 240H129V242H130L131 239L128 238ZM133 240H134V239H133ZM141 240H142V239H139V243H140V242L142 243ZM151 240H153V238H151ZM182 240H183V239H182ZM192 240H193V239H192ZM220 240H221V239H220ZM104 241H103V242H104ZM135 241H136V240H135ZM173 241H175V240H173ZM187 241H188V240H187ZM189 241H190V240H189ZM198 241H202V239H201V240H198ZM198 241H197V243H198ZM203 241H204V240H203ZM216 241H217V240H216ZM225 241H226V240H225ZM125 242H126V240H125ZM177 242H178V241H177ZM180 242H181V241H180ZM191 242H192V241H191ZM207 242H208V241H207ZM107 243H108V242H107ZM134 243H137V241L134 242ZM153 243H154V242H153ZM187 243H188V242H187ZM201 243H202V242H201ZM213 243H214V242H213ZM223 243H224V242H223ZM127 244H128V243H127ZM132 244H133V243H132ZM150 244H151V243H150ZM185 244H186V243H185ZM190 244H191V243H189V245H190ZM202 244H203V245H201L200 247H201L203 250L201 251V249H200V251H201L200 253H199V252H198V253L193 252V250H191V249H194V248H192V247L189 249V250L192 251L191 253H192L193 255H195V256H192V255L189 254L190 257H186V260H187L189 263H191V264H234V261H235L238 257L243 256V252H242V251H238V252H237V251H234V250H232V249L234 248V247L232 248V246H231L232 249H229L230 247L228 248L227 246H225L224 244H222L220 241H219V243L216 244L215 246H212V247H210V248L208 247L209 249H208V248H205V247L207 246L206 242H204V243H202ZM110 245H112V243H110ZM191 245H192V244H191ZM126 246H127V245L125 244V247H126ZM132 246H133V245H132ZM155 246H156V243H155ZM167 246H168V245H167ZM177 246H178V245H177ZM181 246H182V244H181ZM109 247H110V246H109ZM161 247H162V246H161ZM174 247H176V246H174ZM182 247H183V246H182ZM187 247H188V246H187ZM197 247H199V246H197ZM235 247H236V246H235ZM106 248H107V247H106ZM172 248H173V247H171V249H172ZM110 249H111V248H110ZM131 249H132V248H131ZM183 250H184V249H183ZM187 250H188V249H187ZM187 250H186V252H187ZM204 250H205V251H204ZM241 250H242V249H241ZM168 251H170V250L168 249ZM179 251H180V250H179ZM195 251H196V249H195ZM173 252H174V251H173ZM175 252H176V250H175ZM175 252H174V253H175ZM184 252H185V251H184ZM182 256H183V255H182ZM187 256H188V255H187ZM179 258H180V257H179ZM187 258H189V259H187ZM242 258H243V257H242ZM239 259H240V258H239ZM186 260H185V261H186ZM181 261H182V258H181ZM237 261H238V259L236 260V262H237ZM241 261H242V260H241ZM239 262H240V261H238V263H239ZM181 263H182V262H181ZM186 263H187V262H186ZM189 263H188V264H189Z\"/></svg>",
  "mask_w": 264,
  "mask_h": 264
}]
</instances>
